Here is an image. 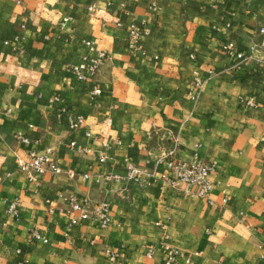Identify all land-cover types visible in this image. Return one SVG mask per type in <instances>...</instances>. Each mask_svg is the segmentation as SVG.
I'll return each instance as SVG.
<instances>
[{
    "label": "crops",
    "instance_id": "crops-1",
    "mask_svg": "<svg viewBox=\"0 0 264 264\" xmlns=\"http://www.w3.org/2000/svg\"><path fill=\"white\" fill-rule=\"evenodd\" d=\"M142 19L134 49L127 26ZM263 23L264 0H0V264H161L159 219L177 249L175 264H264V61L220 48L233 38L250 54L264 40ZM83 39L107 52L90 80L67 66L89 55ZM54 94L83 115L81 128L68 127L58 103L48 105ZM168 131L178 137L177 158L197 151L214 164L212 204L160 179L124 177L126 158L143 172L166 171L146 148L170 146ZM47 145L58 170L40 173L35 186L16 154ZM105 173L121 178L96 180ZM63 194L90 206L106 201L110 221L67 226ZM13 197L17 218L7 211ZM33 226L47 242L27 240Z\"/></svg>",
    "mask_w": 264,
    "mask_h": 264
},
{
    "label": "built area",
    "instance_id": "built-area-1",
    "mask_svg": "<svg viewBox=\"0 0 264 264\" xmlns=\"http://www.w3.org/2000/svg\"><path fill=\"white\" fill-rule=\"evenodd\" d=\"M88 9L90 11L95 10V6L89 5ZM69 20V16H64L61 20V24H65ZM116 24H120V21L116 20ZM127 45L131 48H139L140 40L142 35L145 32V19H142L139 23H130L127 26ZM258 32L264 34V23L259 27ZM16 39L8 40L4 42L6 44H11L12 46H17ZM83 42L88 47L89 55H83L80 60L76 63H69L68 68L75 74L78 79L81 80H90L97 73L99 67L101 66L103 60L106 57V50L100 48L96 45L95 40L93 39H83ZM220 48L227 54L235 55L241 59L248 58H259L264 61V40L255 42L251 46V53L245 55L241 50L238 49L236 41L233 38L227 39L220 44ZM260 49L262 56H257L256 51ZM194 86L198 87L203 83V80L195 75L193 79ZM99 92L97 87L91 90V96L94 98L95 95ZM58 103L56 106L57 111L60 114L66 116L67 125L70 129H79L84 125V117L81 113L72 114L68 111V108L65 104L62 103V98L54 94L49 97L48 105L53 106ZM247 104L252 103L250 99L247 100ZM87 134L90 133L89 130L86 131ZM166 135H169L171 138L172 144L168 147L163 145L159 146L158 151L150 146L146 148L147 159H153L155 162H164L166 171L157 173L154 170L150 172H143L138 168L129 158H126V174L125 178L132 179L138 184L149 183L151 179H160L165 184L181 189L183 192L190 195H197L203 198H206L209 203H213V199L210 197V192L212 189V181L209 178L210 172L214 168V164L211 162L205 161L200 157L197 151L194 152L193 156L188 159L177 158L174 153L177 146V135L172 131L166 132ZM15 138L22 142H29L28 136L22 132H15ZM69 144L73 147H77L80 152L90 151L89 148L85 146H77L74 140H71ZM108 148V145H106ZM107 156L106 149L101 152L99 155V160H104ZM18 160V168L26 174V177L32 181L35 186L38 185V175L46 170L57 171L58 164L54 156V148L51 145L44 146L41 149H28L27 157H21L16 154ZM96 180H99L101 177L105 179H114L118 180L121 178L118 174L105 173L97 174ZM222 192H225L222 190ZM66 200L68 205L67 210V220L66 225L71 226L75 223L80 222L81 220L91 218L96 220L101 226H105L110 221V207L106 201H99L94 203L92 206L85 199L78 198L73 194L62 195ZM225 200V196L223 197ZM51 201H49L50 203ZM52 210V209H50ZM7 211L9 215L14 218L19 216L18 209V198L13 197L8 201ZM159 225L163 228V237L160 241L161 246L166 250L164 260L161 264H175L177 258V249L174 248L171 244L166 241V222L162 219L158 220ZM27 240L31 241H42L47 242L48 237L41 233V231L33 226L28 230ZM108 256L110 259H113L115 252L108 250ZM190 257L185 258V262L188 263Z\"/></svg>",
    "mask_w": 264,
    "mask_h": 264
}]
</instances>
